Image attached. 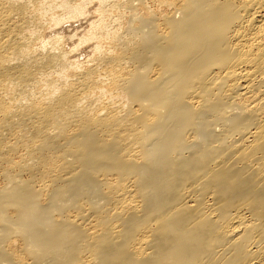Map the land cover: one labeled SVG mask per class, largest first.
Segmentation results:
<instances>
[{"label":"bare ground","instance_id":"bare-ground-1","mask_svg":"<svg viewBox=\"0 0 264 264\" xmlns=\"http://www.w3.org/2000/svg\"><path fill=\"white\" fill-rule=\"evenodd\" d=\"M0 264H264V0H0Z\"/></svg>","mask_w":264,"mask_h":264},{"label":"rangeland","instance_id":"rangeland-1","mask_svg":"<svg viewBox=\"0 0 264 264\" xmlns=\"http://www.w3.org/2000/svg\"><path fill=\"white\" fill-rule=\"evenodd\" d=\"M94 6V7H93ZM96 4L95 3H89L86 6V12L82 16L79 15L78 17L70 18L63 20L62 23L58 24L54 28L47 31V34L49 36H58L60 37V42L62 40V47H64L65 50L69 51L74 48V46L78 43V38L80 36H84V34H87V31L91 29V25L93 21L95 23V19H98V14L94 11ZM88 11V12H87ZM74 31V32H73ZM56 33V34H55ZM74 34L76 37H74ZM73 35V37H72ZM82 36V37H83ZM81 37V38H82ZM80 40V38H79ZM76 45V46H77ZM92 45L91 42H86L84 44H81V46H78L77 48H74L75 51L71 52L72 60L76 58V62L83 61L87 57L91 55V49L90 46ZM74 53V54H73ZM74 57V59H73ZM86 57V58H85Z\"/></svg>","mask_w":264,"mask_h":264}]
</instances>
